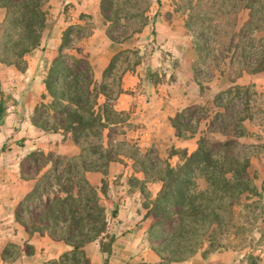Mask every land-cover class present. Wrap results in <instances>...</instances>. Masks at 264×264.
I'll return each mask as SVG.
<instances>
[{
	"label": "trees",
	"instance_id": "trees-1",
	"mask_svg": "<svg viewBox=\"0 0 264 264\" xmlns=\"http://www.w3.org/2000/svg\"><path fill=\"white\" fill-rule=\"evenodd\" d=\"M49 1L0 0V65L21 73L26 70L25 58L41 46ZM151 3L98 0V15L114 51L100 82L94 80L82 48L95 29L92 15L80 14L78 24L62 32L56 56L47 68L45 94L34 107L30 124L46 134L69 135L79 152L72 156L23 153L20 179L34 184L17 204L14 220L29 236L48 237L69 247L50 264H91L89 245L96 247L103 264H109L115 234L108 230L103 202L111 194L106 173L110 163L122 158L133 161L134 170L144 176L143 182L131 180L128 186L137 187L144 200L145 241L158 257L157 264L182 263L200 250L206 259L224 249L223 238L237 237V209L248 213L250 199L260 200L264 195V180L257 187L249 172L251 158L258 154L254 150L264 147V93L253 83H237L245 75L264 73V0H174L168 17H177L190 37L194 53L190 69L199 93L209 90L215 78L219 80V90L204 105L186 108L170 120L175 137L183 140L193 137L207 121L195 151L169 152L179 158L174 167L157 157L140 156L134 144L119 140L125 135L124 127H129V117L113 108L123 93V76L144 67L134 37L152 24ZM243 13L246 19L240 24ZM144 68L142 85L164 81L165 74ZM2 95L0 88V124L5 113ZM247 139L255 144L246 145ZM18 146L24 149L23 141ZM89 173L102 176L99 187L88 180ZM152 182L160 183L154 199L145 188ZM117 214L114 203L109 215L116 218ZM21 251L33 254L28 244L22 249L8 244L0 259L15 262Z\"/></svg>",
	"mask_w": 264,
	"mask_h": 264
},
{
	"label": "crops",
	"instance_id": "crops-1",
	"mask_svg": "<svg viewBox=\"0 0 264 264\" xmlns=\"http://www.w3.org/2000/svg\"><path fill=\"white\" fill-rule=\"evenodd\" d=\"M167 11L171 14L172 8ZM96 12L97 16H99L97 2ZM158 18L159 17H157V19ZM166 18H169L168 14L166 15ZM155 26L154 41L158 46V50L172 47L173 53L177 55V58L175 57L172 59H178L179 65L175 66H177V69L180 70V72L174 73L172 78L165 75L166 77L164 81L156 86L142 85L141 80L144 78L145 74L144 67L136 69L135 72L126 73L121 81L123 93L117 98L113 108L117 112L128 114L129 117L127 121V125L129 127H124L125 135L124 137H120L119 140L123 139L128 143L130 142L134 144L140 156L149 155L152 158L157 157L158 160L167 162L170 166L174 167L179 163V158L177 156H169V152L171 150H186V152L190 154L195 151L199 137L206 130L207 121H203L200 124L197 133L193 137L183 140L175 137V131L170 124V120L174 118L177 113L186 108L204 105L205 100L219 90V88H217L219 80L218 77L215 78L212 83L208 84L209 90H205L203 94H200L198 86L193 81L190 69L194 56L190 47V40L188 36H184L185 33H182L183 39H180L183 40L182 45L185 48L180 49L179 47L181 50L180 52L176 49V47H174L177 39L174 21H171V18L169 21L161 19L155 23ZM100 36L107 41L108 47L110 48L111 44L106 38L104 30L94 29L92 35L82 42L84 53L93 67L94 80L96 82H100L101 73L108 65L112 56V54H110L105 58L103 55L104 53H102L103 58L97 56L98 50L95 47V39H98ZM59 45L60 43H58L54 52H51L50 55L47 54V56H44V58H41V61H39L43 72L41 73L42 77L40 78L38 92H33L31 90L27 95L28 100L26 104L23 105L22 123L25 126V132L27 131V133L30 134L29 137L35 136L37 138L32 140L31 146H27L26 141L23 142L24 145L26 144L24 149H22L24 152L40 151L44 154L52 153L59 156H72L77 155L79 152L78 147L72 142L69 135L63 136L61 134L43 133L34 129L29 121L34 107L41 101V96L45 94L43 79L47 68L56 56ZM40 47L43 49V46ZM187 57L191 58L189 60L188 67L184 63V65L181 64V61L186 60ZM28 58L31 59L32 57L25 58L27 67L23 73L18 72L13 67H6L2 65H0V67L10 71V73L16 72L20 75H26L30 72V68L28 67ZM168 60L169 59H164L163 57L158 65H162L163 63L166 64ZM150 68L154 70L153 65L150 66ZM246 77L247 76H243L237 81V83L241 86L250 83L258 86V80L255 79L250 78L249 82H244L243 80H245ZM103 102L104 98L100 97L98 99V103L102 104ZM107 133V131L104 132L105 142ZM262 141L264 142V139ZM253 158L254 157H252L250 161L251 165L253 164ZM133 164V161L130 159L122 158L121 162H112L107 168L106 179L111 193L109 195V199L103 200L108 213L107 219L108 221L110 219L111 221L116 222L117 226L120 228L122 227L123 229L119 232L118 228L113 230L115 234V242L112 247L109 264L114 262V258L116 257L115 254H118V251L124 253L126 251H132V247H134L133 251L139 252L141 244H144L145 241L146 221L143 219L145 210L142 206V208L139 207L141 205L140 201L142 203L144 200L142 201L143 198L137 187L130 188L128 186V182L131 180L143 182L144 176L142 173L134 170ZM0 172L6 173L4 177L0 174V253L8 244L18 245L21 247L20 249L23 248L24 244H28L33 248V254L30 256H26L24 252L21 251V256L17 261L11 263L4 262L0 259V264H47L48 262L56 261L60 255L69 251V247L60 242L52 241L48 237H41L37 234L29 236L14 220V211L17 204L28 192L31 191L34 182L22 181L20 179L19 164L12 166L7 165L3 171L0 169ZM8 172H11L12 174H8ZM87 178L94 186H100V180L102 178L100 174L89 173ZM116 179L119 180L118 185L113 187V182ZM260 184L261 181L257 182V187ZM150 187H153L154 191H151ZM145 188L148 190L150 198L154 199L160 189V183H146ZM107 202L110 203V207L107 206ZM132 202L136 207H138L135 212H129L130 208L128 209V206ZM114 203L118 208V214L116 218H111L109 212L111 211ZM133 221L136 223L134 224L135 229L126 225L127 223L132 224ZM92 247L96 249L94 245H89L86 248V251H93L94 248ZM95 252L97 253L96 255H98L97 250H95ZM147 254L149 258L147 263L157 264L159 262L158 257L150 249ZM225 255L226 254L224 253H216L210 255V257L211 259L213 257L222 259V263L225 264ZM205 262L207 263V261H204L203 264H205ZM178 264L196 263L193 261H185Z\"/></svg>",
	"mask_w": 264,
	"mask_h": 264
},
{
	"label": "rangeland",
	"instance_id": "rangeland-1",
	"mask_svg": "<svg viewBox=\"0 0 264 264\" xmlns=\"http://www.w3.org/2000/svg\"><path fill=\"white\" fill-rule=\"evenodd\" d=\"M96 2H98V0H50L45 6L48 21L42 37L41 46H43V49L40 47L27 56L32 57L31 59L28 58L30 72L26 75H20L16 72L10 73V71L0 67V88L3 94V103L5 107L3 122L0 124V169H2V171L7 165L12 166L21 162L20 160L23 157L24 151L18 146V142L26 141L27 146H31L32 140L37 139L35 136L29 137L30 134H28L27 131L25 132L26 129L22 123V109L23 105L26 104L28 100L27 95L30 91L38 92L40 78L42 77L41 73L43 72L42 67L39 64L41 58H44L47 54L50 55L51 52L56 50L58 43H60L62 32L69 25L77 24L80 14L92 15L95 29L105 31L101 19L97 16ZM151 2L148 16L149 18H152L151 21L153 22L142 32L141 35H136L134 37V46L139 49L143 56L142 61L144 67L153 65L154 71H158L160 74H165L167 76H174V73L180 72V70L177 69V66H175V64L179 65L178 59H172L177 55L173 53L172 47L158 50V46L154 41L155 23L161 19H164V21L170 20V18H166V15H169L167 10H170V8H172L173 12L174 0H159V5L156 3V0H151ZM155 14H158V19H154ZM1 19L2 12H0V20ZM245 19L246 14L243 13L239 18L240 24L243 23ZM171 21H174L176 28L177 39L174 47L181 52L180 49L185 48L182 45L183 40L180 39L183 37L182 33H185L184 36L188 35L184 30L183 23L177 17L172 16ZM188 38L190 40V37ZM95 47L98 50L97 56L101 58H103L102 53H104L103 55L106 58L114 52L108 47L107 41L104 40L102 36L95 39ZM163 57L164 59H169L168 62L166 64L163 63L162 65H158ZM190 59V57H187L186 60L181 61V64L184 63L188 67ZM250 78L258 80L257 88L260 92L264 93V73L256 77L247 76L243 81L249 82ZM244 143L248 146L255 144L250 139H247ZM261 144H264V142L262 141ZM23 146H26V144H23ZM254 151L258 154L253 158V164L250 165L249 172L256 178L255 183H257L264 180V147L258 146ZM0 174L4 177L6 173L0 172ZM8 174L12 173L8 172ZM150 188L151 191H154L153 187ZM132 203L128 206V209L130 208L129 212H135L138 208ZM140 204L139 207L142 208L141 206L143 205V202L141 203L140 201ZM250 204L252 205V208L248 213L241 209H237L236 211L235 223L238 228L236 230L237 237L234 239L229 237L223 238L222 243L224 249L213 253L226 254L225 264H264V195L260 200L254 197L251 198ZM107 206L110 207V203L107 202ZM107 223L109 232H113L116 228H118V232L123 230L122 227H118L116 222L111 221L110 219ZM134 224L136 223L133 221L132 224L127 223L126 225L135 229ZM144 244H141L139 252H134V247H132V251H126L124 253L118 251V254H115L116 257L112 264H151L147 263L149 260L147 254L149 249L145 241ZM18 247L21 248L20 246ZM95 250L97 249L94 248L93 251H88V255L91 258V264H103V258L99 253L96 255L97 253ZM9 252L14 253L13 249H10ZM202 255L203 250L197 251L187 261H193L196 264H203L204 261H207L205 264H223L222 259L217 257L211 259L210 255L204 259L202 258ZM47 264H50V262Z\"/></svg>",
	"mask_w": 264,
	"mask_h": 264
}]
</instances>
